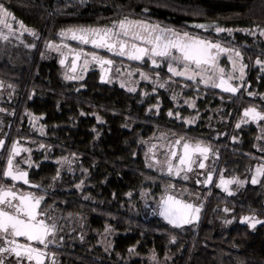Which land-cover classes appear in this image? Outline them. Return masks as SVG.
<instances>
[{"label": "trees", "instance_id": "1", "mask_svg": "<svg viewBox=\"0 0 264 264\" xmlns=\"http://www.w3.org/2000/svg\"><path fill=\"white\" fill-rule=\"evenodd\" d=\"M0 3L15 21L38 33L16 31L0 40V139L7 150L14 141L29 150L26 164L22 156L13 162L40 184L49 209L83 224L76 250H67L60 264H264V175L257 184L249 180L254 165L264 164V138L258 136L261 126L241 119L246 107L264 112L259 98L264 72L256 65L257 59L264 60V40L257 32L240 31L264 28V0ZM123 17L202 33L238 49L248 64V88L237 94L219 92L150 64L140 69L159 80L137 81L136 91L115 79L101 80L97 66L79 80L65 79L60 53L47 49L46 40L59 41L57 33L72 25L111 26ZM212 21L234 31L217 34L213 28L195 27ZM185 118L193 122L185 123ZM158 133L201 141L217 152L216 168L224 176L245 178V183L234 184L231 193L214 184L202 189L161 171L163 165L147 166L153 162L149 139ZM5 162L2 157L0 178ZM169 184L177 198L200 201L198 221L176 227L159 215L158 202ZM243 215H255L260 223L249 228L240 219ZM106 225L111 226L107 232ZM153 253L155 260L150 259Z\"/></svg>", "mask_w": 264, "mask_h": 264}, {"label": "snow or ice", "instance_id": "2", "mask_svg": "<svg viewBox=\"0 0 264 264\" xmlns=\"http://www.w3.org/2000/svg\"><path fill=\"white\" fill-rule=\"evenodd\" d=\"M144 11H147V9ZM13 22L17 23L19 27L14 29ZM195 27L199 29L213 28L217 34L222 32L230 34L234 31L231 28L218 26L215 21L209 24H196ZM16 31L27 32L34 37L38 36L34 29L26 27L22 21H15L8 8L3 3H0V40H7ZM240 31L252 35L259 32V35L264 37V28L259 25H253L252 29H240ZM57 35L60 38V42L54 43L52 40H46L45 47L60 53L59 63L66 68L65 61L71 56V68L64 74L65 79H81L78 73L86 71L90 63H95L101 68L100 79L105 80L106 76L104 73L107 71L105 65L111 68L115 67V64L112 59L101 55L99 50H106L107 53L119 57H127L129 60L134 61H141L144 57H147L153 65H157L160 60H165L168 64V72L172 76L186 77L199 84L212 85L223 89V91L228 93H236L239 87V85L234 86L230 81L233 79L242 80L245 74V65L241 62V53L238 49L224 47L220 41L213 42L210 39L202 38L187 31L180 32L171 27L161 28L159 24H149L144 20H132L128 17H123L112 21L111 26L72 25L61 29ZM16 38L19 39L20 37L17 36ZM67 40L78 42L80 47H71L66 42ZM84 45H91L94 50L85 51ZM26 46L29 48L34 47L33 44ZM64 49L67 51H64ZM222 54H227L228 60L232 64V71L226 72L225 68L220 67L218 61ZM41 55L43 56L44 53L42 52ZM80 60H83L82 64H78ZM256 63L260 64L261 68L264 69V61L257 59ZM235 71H239V77L233 75ZM128 74L131 75V73ZM140 76L143 79H148V76L143 71L140 72ZM198 77L199 79L197 80ZM121 84L123 86V81ZM160 87L163 88L165 85L161 83ZM129 90L136 91L133 87H130ZM249 95L251 96L252 93H249ZM189 106L192 105L190 104ZM169 115H172V113L169 112ZM244 117L251 121H256L264 119V112L257 111L255 107H249L244 109L241 119L243 120ZM177 118H179V114H177ZM97 119H100V117H97ZM191 122L193 121L185 118V123ZM237 127H239V123ZM163 136L164 134H161L162 138ZM4 144L5 141L0 139V147ZM41 147L44 146L41 145ZM161 147H164V145L162 144ZM20 150L14 141L10 148L7 167L3 171V176L10 177L14 182L23 181L24 184H29L26 172L20 171L18 168L13 169V157L14 155H19ZM24 151L29 150L24 149ZM167 151V158L163 161V166L160 170L167 171L169 175L178 176L181 172L191 171L193 163L197 159L199 167L204 169L206 167L205 159L208 158L210 148L202 144L201 141L192 143L184 137H179L175 143L169 142ZM173 157H178V159L174 160ZM60 160L66 161L68 164L72 163L66 157H62ZM151 160L153 161L151 164H147L146 161L149 167H156L161 164V161L155 155L151 156ZM262 175H264V164L258 165L252 173L251 183L257 184L259 177ZM184 179H187L186 175ZM213 179V171H209L207 178L202 182L197 180V183L209 185ZM233 183L241 186L245 181L235 176L225 178L221 175L217 186L223 191L231 193L232 189L229 186ZM171 188V184L166 186L165 192L158 202L159 215L169 224L176 227L196 220L200 212V205L184 201L169 194L168 190ZM42 199L43 197L36 196L30 191L17 192L12 190V188L5 189L0 184V238H3L4 243L9 245L7 248L0 247V253L9 251L17 258H26L29 264H33V262L34 264H45V258L52 257V254L47 253L45 249L50 243L54 242L49 237L55 236L56 225L54 223L47 224L43 219H38V217L44 215V213L38 211ZM224 211L228 212L230 210L225 208ZM240 219L242 222H248L249 228H253L260 223V220L255 215H243ZM225 223H230V221H225ZM110 227V225H106L105 231H109ZM9 236H11V240L8 239ZM17 237L26 238L27 243H20L16 239ZM172 239L175 238L172 237ZM34 242H38L43 247L34 246ZM150 259H156L155 253L152 254ZM0 264H5V262L0 260ZM17 264H20L19 259ZM53 264H55L54 260Z\"/></svg>", "mask_w": 264, "mask_h": 264}, {"label": "rangeland", "instance_id": "3", "mask_svg": "<svg viewBox=\"0 0 264 264\" xmlns=\"http://www.w3.org/2000/svg\"><path fill=\"white\" fill-rule=\"evenodd\" d=\"M147 23H149V24H159L161 28L171 27V26L163 25V24H160V23H157V22H147ZM171 28H173V27H171ZM173 29L176 30V31H180V32L187 31V32L191 33L188 30H183V29L182 30H178V29H175V28H173ZM201 30L202 31H205V30H209V29H201ZM257 33L259 34V32H257ZM194 35H199V34H194ZM199 36L202 37V38L210 39L208 37L203 36L202 33H200ZM262 39L264 40V37H262ZM59 42H60V40L59 41H56L54 43H59ZM70 45L73 48L80 47V45L78 44V42H77L76 45H74V44H70ZM222 46L235 49L232 46H227V45H224V44H222ZM64 51H67V50L64 49ZM85 51H91V50H85ZM240 59H241V62L245 65L244 78L242 80L241 79H233V80L230 81V83H232L234 86L239 85V87L237 88L236 94L238 93V90H240V91L243 90L244 91V90H246L248 88L247 82H246V74H247L246 67H247L248 64L245 63V57H244V55L242 53H241ZM147 61L152 66V68H158V64L159 63L157 65L153 66V64H151V62L148 60V58H147ZM218 63L220 65V67H223V68L226 69V72L232 71V64L229 62L227 54H222L221 57H220V59H219V61H218ZM256 65L258 67L260 66L259 68L261 69L262 72H264V69L261 68V65L260 64H257L256 63ZM94 66H96L95 63H90L87 69H89V67H94ZM181 67H182V65H181ZM117 69H119V71H117ZM84 72H86V71H81L80 73H84ZM128 73H131V75H129ZM134 74H137V72L135 71V69H131V68L130 69H128V68L124 69L122 67H120V68L119 67H116L115 68V71L113 73V79H115L116 81H118V83L121 86H122L121 82L123 81V86L125 88H130V87H133L134 88L136 86L137 81H138V80H135L133 78V75ZM233 75L235 77H239L240 73H239V71H235L233 73ZM176 77H180V76H176ZM184 78H186V77H184ZM198 79H199V77L197 78V80ZM2 90L4 91V88H3V86H0V91H2ZM249 93H252V92H249ZM259 98L264 99V94H262V96L259 97ZM250 107H252V106H250ZM246 108H249V107H246ZM256 110L259 111V112H262L260 109L259 110L256 109ZM245 121H251V120H249L247 117H245ZM252 122H254V124L256 126H261L258 129V132H259V135L258 136L261 137V138H264V119H260V120H256V121H252ZM209 125L210 126H214V124H211V123ZM161 134L162 133H158L156 136H154L152 138L150 137V139H149V141H150L149 143H151L149 145H151L150 147H152V149H153V152L150 153V159H151V156L152 155H155L156 158L159 161H161L160 166L163 165V161L167 158V154H168V151L167 150H168V144H169V139L167 138V136H163V138H162L161 137ZM174 138L175 137H173L171 143L174 142ZM162 144L164 145V147H161ZM17 146L21 149L20 150V153H22V151H23L25 154L24 155L20 154V155H16V156H22V160L26 164V161L29 158V154H28L29 151H24V149H27V148H25V147L23 148L22 145L21 146L17 145ZM217 157H218L217 156V152H215L214 149H211L210 148V153L208 155V158L205 159V165H206V167H205L204 171H203V169H196L195 168V163L196 162H194L191 171L181 172V174L178 175V176H176V175H172V176H174L175 178H184V176L186 175L188 181L193 182L197 187H199V188L201 187L202 189H209L211 187V184L212 185L214 184V185L217 186V182L219 181L220 176L223 175L222 172L219 170V168H216V166H217ZM257 166L258 165H254V167L252 168V171H251V174H250V177H249L250 182H251V179H252V173L255 171V169L257 168ZM205 171L206 172L213 171V174H214V179H213L212 182H210L211 184L209 186L208 185H204L203 183H199V184L197 183V180H200L202 182L205 179V175L203 174ZM224 177L225 178H229V177H226V176H224ZM237 178H239V177H237ZM239 179L244 181L245 178L244 179L239 178ZM234 184L235 183L231 184L229 187L232 189V186ZM204 186H206V187H204ZM218 188L220 190H222L220 187H218ZM169 194L174 195V193L172 191L169 192ZM187 202H191L193 204L200 205V201H198V199L195 198V197H191V199H188ZM48 206L49 205H47V206L45 205V208H44L45 210L44 211H46L48 213V215L51 217V221L50 222L52 224L55 223V225H56V233H57L58 236L61 235L64 238V236L66 237L70 233H72L74 235H77V236L82 233L80 231L82 229V225H83L82 222H81V220H79L77 218H74L73 216H71L69 214L63 215V214H60V213H55L54 211H52L51 209H49ZM151 210H152V208L150 207L149 215L151 214ZM198 215H199V213H198Z\"/></svg>", "mask_w": 264, "mask_h": 264}, {"label": "flooded vegetation", "instance_id": "4", "mask_svg": "<svg viewBox=\"0 0 264 264\" xmlns=\"http://www.w3.org/2000/svg\"><path fill=\"white\" fill-rule=\"evenodd\" d=\"M83 47L85 48V50H91V51L94 50L91 45H84ZM99 52H101L102 55L107 56L109 59H112L114 61V64H115V67H111V68H109L107 65H105V69H107V71H105V73H104V75L106 76L105 80H112L113 79V73H114L116 67H119V68L122 67L124 69H126V68L135 69L137 74H134L133 78L135 80H138V82H140V81L141 82L142 81L143 82H152V81H154V83H156V81L159 80V77H158L157 74H155L153 72H150V71H149L150 73H148L147 71H145L143 69H140L141 66H145L146 64H149L148 61H147V57H144L141 61H134V60H129L127 57H119V56H116L114 54L107 53L106 50H99ZM82 62H83V60H80V61H78V64H81ZM65 63H66L68 68H65V66H63V67H64L65 71L68 72V70L71 68V56H69L66 59ZM96 66H97V69L99 70L100 75H101L102 73H101L100 66L97 65V64H96ZM153 66H155V65H153ZM164 66H165V69L167 70L168 69L167 62L165 60H160L159 64H158V68L159 67H164ZM150 67H152V66L150 65ZM154 69H156V68H154ZM141 71H143L148 76L147 80L143 79L140 76V72ZM80 72L78 73L79 76L81 74H83V73H80ZM69 74H71V73L69 72ZM169 74H171V73H169ZM180 78H184V77H180ZM185 79H187V78H185ZM187 80H189V79H187ZM161 83H163V81ZM216 90H218L219 92H225V91H223V89H220V88H216ZM177 138H179V137H175L174 138V142L173 143H175ZM168 139H169V142H172L173 138H168ZM191 142L195 143L196 141H191ZM19 146H21V145H19ZM22 147L24 148L25 146L22 145ZM6 148H7L6 147V143L2 147H0V160H1L2 157H6L5 165L2 168V178H0V184H2L5 189L12 188V190H15L17 192L30 191L36 196L43 197L40 194V184L34 182L33 179L30 178V176H29L28 169L21 168L19 166V164H16V163L13 162V169L15 170L16 168H18L20 171L26 172L27 173V179L29 180V184H24L23 181H15L14 182V181L11 180L10 177H4L3 176V171L7 167V160H8V156L10 154V150H7ZM150 151H151V153L153 152L152 147H151ZM20 154H23V151H22V153H19V155ZM14 158H16V155H14L13 159ZM173 159L176 160V159H178V157H173ZM195 168L196 169H201L199 167V164H198V159H197V161L195 163ZM204 169H203V171H204ZM207 173L208 172H206V171L203 173L205 175V179L207 178ZM211 186H212V184H211ZM45 205H46V203H45V199L43 197V199L41 200V203H40L38 211L44 213V215L38 217V219H43L47 224H52L50 222L51 221V217L48 215V213L46 211H44L45 210L44 209ZM198 219H199V216H198V218L196 220L198 221ZM194 221H192V222H194ZM8 239L11 240V236H9ZM16 239L20 243H27V240L24 237H17ZM49 239L53 240L54 242L50 243L48 245L47 249H45V251L47 253L52 254V257L51 258L46 257L45 258V264H53V260H54L55 264H60V261L62 260L63 254L64 253L66 254L67 250H76L75 249L76 248L75 245H76V243L78 241H80L82 239V237H80V236L78 237L77 235H74V234L70 233L66 237L64 236V238H63L61 235L58 236L57 233L55 232V236L54 237L50 236ZM34 246L43 247L42 245H39L38 242H34ZM0 247H5V248L9 247V245H6L4 243V239L3 238H0ZM18 259L20 260V264H29V262L27 261L26 258H17L13 253H11L9 251H5L3 253H0V260H3L5 262V264H17V260ZM33 264H34V262H33Z\"/></svg>", "mask_w": 264, "mask_h": 264}]
</instances>
